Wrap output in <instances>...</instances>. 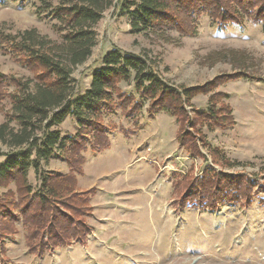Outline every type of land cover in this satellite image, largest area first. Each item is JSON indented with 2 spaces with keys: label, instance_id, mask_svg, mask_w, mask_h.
<instances>
[{
  "label": "rangeland",
  "instance_id": "rangeland-1",
  "mask_svg": "<svg viewBox=\"0 0 264 264\" xmlns=\"http://www.w3.org/2000/svg\"><path fill=\"white\" fill-rule=\"evenodd\" d=\"M47 1V5L42 0L0 3V77L6 79L3 88L0 84V124L13 115L9 95L23 94V86L19 88L17 83L29 85L32 90L37 84L31 70L14 59L6 36L18 37L36 30L52 45H63L62 37L71 27L65 26L56 9L64 3H69V7L89 4V0ZM98 1L99 8H106L100 21L91 24L96 45L89 60L74 70L72 92L81 96L87 93L93 72L100 69L103 56L114 48L143 55L159 77L178 90L205 87L214 81L210 94L200 93L189 103L184 102L196 125L195 129H187L197 135L199 154L193 155L179 146L180 123L174 117L163 111L149 116L151 102L140 98L133 82L120 83L122 92L131 95L136 103L140 101L141 109L140 105L131 109L135 104H130V112L119 108L104 112L110 141L118 143L109 154L114 157L122 151L131 152L128 166H134L127 172L126 166L120 167L124 173L120 184L128 181L141 194L126 204L120 225L110 214L99 216L103 211L96 206L99 212L89 218L92 234L88 243L74 242L43 257L29 252L19 221L17 235L0 241V264H264V21L244 19L241 24L221 27L203 15L198 18L195 34L182 36L173 23L139 34L132 31L128 14L115 7L117 0L110 6L107 0ZM210 98L218 108L228 106L233 126L211 129L205 120L194 121L198 111L208 109ZM76 107L81 108L83 116L93 113L85 103ZM11 127L17 130L19 125L14 121ZM79 127L78 120L68 116L54 129L62 136H73ZM12 150L0 143V166L6 159L3 155ZM54 154L58 161L60 152L56 150ZM106 155L92 159L96 161L94 173L87 170L81 190L91 187L97 181L98 170L111 164ZM121 155L118 159L124 160L126 154ZM87 157H91V152ZM60 161L65 167L64 158ZM54 170L58 169L43 162L37 175L31 168L28 183L39 190L44 176L61 175ZM206 170L222 178L239 177L242 188H248L250 199L238 197L234 204L216 203L212 209L194 199L175 207V175L177 179L185 177L183 174L191 175L190 183L198 185ZM6 185L0 187L1 199L10 191L16 194L14 182ZM98 186L97 200L111 196L107 188L99 183ZM146 193H150L147 195L153 200L152 207L147 205Z\"/></svg>",
  "mask_w": 264,
  "mask_h": 264
},
{
  "label": "trees",
  "instance_id": "trees-1",
  "mask_svg": "<svg viewBox=\"0 0 264 264\" xmlns=\"http://www.w3.org/2000/svg\"><path fill=\"white\" fill-rule=\"evenodd\" d=\"M14 1L26 4L32 0ZM107 1L108 6L112 5L113 0ZM42 3L47 5L48 1L42 0ZM68 5L64 3L56 9L65 26L71 27L62 37L63 45H52L36 30L5 38L15 54L14 59L31 70L37 84L32 90L29 85L17 83L19 88L23 86V94L9 95L13 115L9 116V121L0 124V143L13 149L3 155L6 159L0 166V187L12 182L16 184L15 195L10 191L0 198V241L4 237L16 236V224L21 221L25 244L37 257L74 242L86 244L92 234L88 219L93 210L90 197L95 190H77V176L83 173L85 163L83 154L109 147L104 112L109 113L115 108L130 112L139 105L141 109L140 101L136 103L131 95L122 92L120 83L133 82L140 98L151 102L149 116L163 111L174 117L180 123L179 146L193 155L199 154L197 135L187 128L195 129L196 125L190 120L184 102L189 103L200 93L210 94L216 85L213 81L205 87L178 90L166 84L143 55L114 48L103 56L100 69L93 72L87 93L83 96L73 93V72L89 60L96 45V33L91 24L100 21L106 7L99 8L98 0H89L86 6ZM116 6L128 14L132 31L139 34L155 32L156 28L162 29L168 23H173L182 36L195 34L198 18L203 15L210 16L221 27L241 24L244 19L264 21V0H117ZM5 80L0 77L2 88ZM114 97L119 101L115 102ZM78 103L87 104L93 113L83 116L81 108L76 107ZM130 104L135 105L128 109ZM228 113V106L218 108L211 104L210 98L208 109L198 111L194 121L205 120L207 127L212 125L211 129L233 126L234 120ZM68 116L77 119L80 127L77 134L62 136L54 127ZM14 121L19 125L17 130L11 127ZM56 150L65 157L69 173L48 174L43 177L41 188L34 190L28 183L29 171L32 168L37 175L42 163H48ZM204 174L198 185L190 183L191 175L183 174L185 177L177 179L178 175L174 174V206L181 207L188 201L199 199L212 209L216 203L234 204L238 197L250 199L248 188H242L239 177L222 178L207 170Z\"/></svg>",
  "mask_w": 264,
  "mask_h": 264
},
{
  "label": "crops",
  "instance_id": "crops-1",
  "mask_svg": "<svg viewBox=\"0 0 264 264\" xmlns=\"http://www.w3.org/2000/svg\"><path fill=\"white\" fill-rule=\"evenodd\" d=\"M75 133H73V134H75ZM115 144L118 145L117 142L113 143V141L111 140L110 145L107 149H104V150L99 151V152H93L92 150H88L83 154V157L85 158V163H84L83 169H82L83 173L81 175L77 176V180H78L77 190L79 192H87L90 190H95V193L92 194L90 197V199H91L90 205L93 209L92 210V216L95 215L96 212L98 211V210H96L97 209L96 206H98L103 211V212H100L99 216H101V213L110 214V215H112V217L114 219H116V221H115L116 224L120 225V219L123 217L124 213L127 211V209L125 208L126 204L129 201H131V199L134 196H136L137 194H141V193L138 192L139 191L138 189L131 188V183L128 181H126L124 185L120 184L121 179L124 178V176H123L124 173L122 174L120 172L121 171L120 167L126 166L125 172H127L128 169L133 167L134 165L128 166V162H129L128 156L131 155V152H129L128 150L125 153L121 150L122 152H119L114 157H112V154H109V152H111L113 150ZM88 152H91L90 158L87 157ZM104 152H107L106 154H108V159L111 160L110 161L111 164L108 163L104 166V169L98 170L97 181L95 183H93V185L91 187L81 190L80 187L83 186L85 183L84 178L87 176V170H89V172H91V170H92L94 173V169H95L94 164H96V161H92V159H98L99 157L102 158L103 156H107L106 154H102ZM98 154H101V155H98ZM121 154H126V157H124V160L118 159V158H120ZM60 156L61 155H59L60 159L64 158L65 167L62 165L60 159L57 161L58 158H57V155H55V154L50 158L48 163H49L50 167L52 166L53 168L58 169V170H54V171L60 173L61 175H66L69 173L70 168L66 162L65 157H63V156L60 157ZM57 163L61 166L56 165ZM135 164H137V163H135ZM109 175H110V178H108ZM115 175H118L117 177H118L119 181L114 180ZM98 183L101 184L102 187L107 188V192H109L111 194L110 197H103L104 198L103 201L97 200V198H96L97 197L96 196L97 188H99ZM96 185H97V188H96ZM147 194L150 195V193H146V195ZM149 195L146 196L147 205L149 204V207H152L153 200L150 199L151 197ZM151 201H152V203L150 204ZM118 210H121V211L118 212ZM92 216H90V217H92ZM108 221H111V220H108ZM118 228H119V230H121V227L118 226ZM87 243H88V241H87Z\"/></svg>",
  "mask_w": 264,
  "mask_h": 264
},
{
  "label": "built area",
  "instance_id": "built-area-1",
  "mask_svg": "<svg viewBox=\"0 0 264 264\" xmlns=\"http://www.w3.org/2000/svg\"><path fill=\"white\" fill-rule=\"evenodd\" d=\"M202 174V173H201Z\"/></svg>",
  "mask_w": 264,
  "mask_h": 264
}]
</instances>
